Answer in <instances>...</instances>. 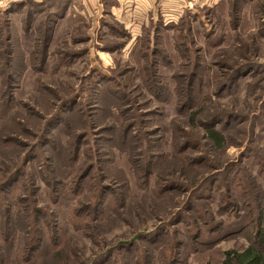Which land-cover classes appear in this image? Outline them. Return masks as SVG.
Wrapping results in <instances>:
<instances>
[{
    "label": "rangeland",
    "instance_id": "1",
    "mask_svg": "<svg viewBox=\"0 0 264 264\" xmlns=\"http://www.w3.org/2000/svg\"><path fill=\"white\" fill-rule=\"evenodd\" d=\"M23 3L29 1L0 0V78L6 70L14 75L9 89L0 88L12 98L10 110L9 104L0 107V264H96L109 250L115 256L108 264H222L226 252L249 245L258 225L264 232V0H186L185 7L176 4L177 14L164 10L169 17L153 4L135 24L161 16L176 25L154 40L153 34L136 54L139 27L130 30L131 44L121 52L95 47L100 19L109 11L104 0L64 3L48 48L41 23L53 7L33 9L42 15L27 42L25 7L10 12ZM127 5L130 15L135 5ZM240 71L236 92L225 94L224 83ZM190 94L199 97L198 108L182 116ZM68 100L77 102L73 115L40 144L46 121ZM199 108L206 118L196 122L190 115ZM217 113L241 119L226 130L219 149L201 128ZM124 128L139 142L118 138ZM185 135L197 148L175 153L178 160L174 150ZM38 151L43 160L36 156L24 165ZM196 157L206 161L190 162ZM89 167L78 195L71 196V182ZM17 170L23 184L12 192L4 184ZM216 173L222 177L212 179ZM91 184L112 193L96 220L90 210L75 214L81 202L97 205ZM11 207L10 225L2 215ZM189 216L199 223L193 230ZM132 241L134 248L125 251Z\"/></svg>",
    "mask_w": 264,
    "mask_h": 264
},
{
    "label": "trees",
    "instance_id": "2",
    "mask_svg": "<svg viewBox=\"0 0 264 264\" xmlns=\"http://www.w3.org/2000/svg\"><path fill=\"white\" fill-rule=\"evenodd\" d=\"M70 1H72V0H46L45 3H42V4H32L31 2L23 3V4H17L16 6H14L12 8V10L10 12H13L14 8H16L17 11H19L20 9L25 7V9H23L22 11H24V13L26 15H28V17L30 19L25 23V29H24L25 37H24V39L27 40V42H30L29 41V39H30L29 34H30V30H31L32 25H33L32 23L36 21L35 20L36 16H39V18H40V16L42 15V12L37 13V11H35L33 9L38 8L39 10L43 11V9L45 7L47 9L53 7L54 11L49 12V14H48V16H50V17H48V16L46 17V24L41 23V25L45 26V29L43 31L44 36H43L42 41L44 43H46L45 48H48V47H50L49 46L50 42L53 41L54 24L56 23V20H58L62 17V12H63V9L65 7L64 3L70 2ZM116 4H117L116 0H106V9L109 10L112 6H115ZM6 13L7 12H5V14ZM187 19H188V12L185 11L182 18L179 20H181V22L185 23ZM175 25L176 24L173 21H171V22H166L165 20L163 21L161 16L158 17V19L155 23H153V20L150 19L148 25L143 26L141 29V33L137 36V38L134 39L135 40V46H134L135 54L142 47H144V42L148 41V38L152 37L153 34H155L152 37V39L154 40V39L158 38V35L160 33H164V32L166 33V32L171 31L175 27ZM131 38H132L131 33L127 29H125L124 26L120 22H118L114 17H112L110 15L109 11H107V12L104 11V16L100 19L99 34L97 35L99 45H96V46H98V48L102 51H105L108 53H114V52L117 53V52H121L122 50L125 49V47L130 43ZM57 55L62 56V57L65 56L64 54H57ZM44 56L45 57L48 56V53H45ZM134 57H135V55H134ZM143 57L145 58V56H143ZM139 59H141L140 56H139ZM153 64H155V62H153ZM4 66L10 72H12L14 69V66L12 63L11 64L6 63ZM6 68H5V70H6ZM243 71H245V70H243ZM243 71H240L237 74L236 73L232 74L229 77L230 80L228 82L224 83L225 85H223V88H224V90H226L225 94L228 93V94L233 95L236 92L237 80H239V76H240L239 74L242 73ZM6 72H7V70L5 71V74H6ZM93 73H95V72L93 71L92 74ZM5 74H4V79L0 78V88L3 87V89H4V87H7L6 89H9L11 81L14 80V75L7 74V76H6ZM95 81H99L101 84V80L96 79ZM106 81L114 82V80L111 78L106 80ZM92 82H94V80H92ZM195 84L196 83H194V82L190 84L192 89L196 88ZM99 88H100V85L97 86V91H99ZM106 88H108V87H106ZM6 89L3 91L0 89V107L4 108L7 104H9V106L7 108H5V110H10L11 109L10 102L12 101V98H10L11 94H9L8 91H6ZM229 89H230V91H227ZM177 90H178V92L176 94L181 93L178 88H177ZM220 94H222V93H220ZM220 94H218V92H217V94L215 96L220 97ZM204 98L206 99L208 97L205 96ZM204 98L201 100L203 101ZM73 100H75V99L73 98ZM73 100H68L65 102L63 101L64 103L62 104L59 112H57L56 114L54 113L53 116L50 117V119L48 121H46V123L43 127V130H42V131H44V133L41 134V137H40V139H41L40 144L43 143V139L46 142V140H47L46 136H51L53 133L54 134L59 133L58 130L54 129L56 123L62 122V120L66 116H67V118H69L73 115V113H74L73 108H75L74 106L77 104V102H75L76 100L75 101H73ZM181 100H182L181 98H178V101L180 102V104H181ZM197 100H199L198 96H193L192 94H190V98L188 99L189 104L188 105L185 104V105L180 106V108H182V110H184L180 114L182 116L187 114L189 107L191 110H193V109L195 110V108H198L195 105V104H197ZM194 105H195V107H194ZM195 111H191L192 113L190 115V118L196 122L199 121V119H197V118L200 115H202L203 118L206 116V114H204V111H201V108H199L197 110V112H195ZM195 113H196V115L199 113L197 117L194 116ZM217 114L220 116H218V115H216L215 117L208 116L207 119H209V121L207 123H204L201 128L204 130L203 135L205 136V138H207L209 143L214 148L219 149L225 145V142L227 140L224 133L226 132V130L229 127L239 123V121L237 122L239 117L235 114H232V115L225 116V118H224V116H222L221 113H217ZM239 120H241V119H239ZM63 123H64V121H63ZM185 136H186L185 137L186 141H185L184 145L182 147H180V148L178 147V149L174 150V157L177 158L178 160L181 159L182 157L181 156L176 157L175 153L179 154L180 152H184V151H186V153H188V151H191V150H194L197 148V144H196V147L194 148L193 147V145H194L193 141H189L188 136L187 135H185ZM118 138H121V139L126 138L127 141H128V139H131V140H133V142H135V141L139 142L138 138H135V140H134L131 137V134L129 133L128 129H126V128L122 129L121 133L119 132ZM8 142H14V140L10 139ZM74 142L77 145L79 143L78 138H76ZM7 146L12 147L13 145H7ZM141 147H142V144H141ZM142 149H143V147H142ZM173 149H175V147ZM139 152H140L141 156L142 155L144 156L143 151L140 150ZM39 153H40V151L34 152L33 153L34 155L31 154V155L27 156V158L24 160V165L32 162L34 160V157L36 159V156H37V158H39L38 160H43V158L38 156ZM131 153L134 156L136 155V152L134 150ZM201 158L202 157H196L195 159H193V161H190V162L197 163L198 161H206V160H204V158H202L203 160H201ZM144 159H145V156H144ZM152 163H153V161H152ZM232 166L233 165H229L228 169L231 168ZM89 168L87 170H85V174L79 175L76 180L71 182V185L68 188L71 196H72V193H74V196H75L76 192L78 195V190L80 191V188L82 187L81 186L82 182L84 180H86L87 177H89L88 174L90 173L91 170H93L92 169L93 167H91L90 169ZM225 170H227V169H222V172H224ZM21 173H22L21 171L18 172V170H17L13 174L9 175L8 179L6 180V182L4 184L8 187L7 188L8 190H11L13 192V191L17 190L19 187H22L23 178L21 176ZM25 174L28 175V172H25ZM221 174H223V173H221ZM221 174L216 173V175H214V177L212 179L217 178V177H222V176H217V175H221ZM44 184L47 186V184L45 182H44ZM56 186L58 189V184ZM26 187H28V184L26 185ZM84 187L86 188V186H84ZM105 187L106 186L101 185L100 187H97V189H94L93 185L91 184V188L89 187V194L92 190L94 191V193L91 196H94L96 194L95 195L96 196L95 197V204H97V205L95 207H92V205L84 206L81 202L80 208L75 213L76 216L80 215V214L81 215H87L84 212H86L87 210H90V212H93V215H92V217H91V215H89V216L93 220L98 219L97 215L99 213H102V214L104 213L103 212L105 209L104 206H106L105 199H107L108 196L112 195L111 192L105 191V189H104ZM59 188H60V190L63 189L60 186H59ZM172 188H173L172 184L168 185L166 192L173 190ZM60 192H62V191H60ZM111 198L114 199V197H111ZM202 199L203 200H210L211 197L202 196ZM213 199H212V201H213ZM79 200L80 199H78V201ZM122 204H123V200L119 204H115L114 207L117 208V211H115L116 213L118 212V209L120 207H122ZM3 208H6L4 203L2 205V209ZM2 216L6 222H9L10 225L14 224V217L15 216L12 217L13 216L12 207H11V209H6L5 213H3ZM89 216H85V217H89ZM190 220H191V217L189 216L188 217V227H189V229L193 230V228L198 226L199 223L197 224V221H193V220L190 221ZM254 233L255 234H253V237H250V239L248 240L249 245L245 249H243L240 252H236V251L226 252L225 258H224V261L222 264H264V232H263V229L260 228V225H258V227H256ZM155 237L153 236V238L150 239L151 241L149 243L155 242V241H153ZM135 239H138V235L135 236ZM134 245H135V243L133 241L127 245L124 244L125 251L127 250V252H128L129 249L132 250V248H134ZM59 246L57 245L56 250H59ZM110 251L111 250H109L108 253L101 255V257L99 258V260L97 261L96 264H108L109 261L112 260L115 256L114 253L110 254L111 253ZM120 264H121V262H120Z\"/></svg>",
    "mask_w": 264,
    "mask_h": 264
},
{
    "label": "crops",
    "instance_id": "3",
    "mask_svg": "<svg viewBox=\"0 0 264 264\" xmlns=\"http://www.w3.org/2000/svg\"><path fill=\"white\" fill-rule=\"evenodd\" d=\"M131 1H133V4L135 6L131 10L133 13H131L130 15L126 14L128 11H125L124 12V9L127 6H129V5H127L128 2H129V0H123L119 4H118L119 0H116L117 4L115 6H112L109 9V12H110V15L112 17L114 16V18L118 22H120L124 26V28L127 29L130 33H131L130 30H132L133 27H136V28L139 27V30H140L139 34L141 33L142 27L143 26H147V24L149 23V20L150 19L153 20V23H155L157 21V19H158V17L156 15L155 16H156L157 19H154V17L149 16L148 21L146 20L144 24H142V25L135 24L136 19L139 18V17H141V16H143L144 12H148V10L150 9V7H152L153 4L155 5V7H157V6L160 7V5H161V10L159 11V13H162L163 15H165L164 13H166L164 10H168L167 13L170 14V15L171 14H177V12H178L177 10L178 9L176 8V6H177L176 4L179 3L180 6H181L180 8L185 7L183 5L186 4L185 3L186 0H131ZM105 2H106V0H104V6L106 7V3ZM136 9L140 10L141 13L140 14L139 13H136L137 12ZM118 14H123V15L126 14V15L124 16V19L122 18L120 20ZM165 16H167V15H165ZM126 17H127V19L125 20ZM167 17H169V16H167ZM163 21H164V19H163ZM171 21L176 22L175 19L174 20L168 19L166 22H171ZM96 33H97V31H96ZM95 41H97V40H95ZM130 44H131V42L125 47V49L128 48ZM95 47L98 48V46H95Z\"/></svg>",
    "mask_w": 264,
    "mask_h": 264
},
{
    "label": "built area",
    "instance_id": "4",
    "mask_svg": "<svg viewBox=\"0 0 264 264\" xmlns=\"http://www.w3.org/2000/svg\"><path fill=\"white\" fill-rule=\"evenodd\" d=\"M24 2H27V1H29V2H38L39 0H23Z\"/></svg>",
    "mask_w": 264,
    "mask_h": 264
}]
</instances>
